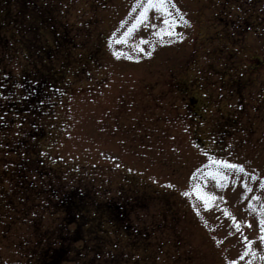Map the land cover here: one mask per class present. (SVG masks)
Segmentation results:
<instances>
[{
  "label": "rangeland",
  "instance_id": "rangeland-1",
  "mask_svg": "<svg viewBox=\"0 0 264 264\" xmlns=\"http://www.w3.org/2000/svg\"><path fill=\"white\" fill-rule=\"evenodd\" d=\"M17 1L0 28V91L37 54L64 79L28 156L10 152L26 145V118L0 117V264L68 247L58 264H264V0H172L171 18L149 8L131 32L144 0ZM48 11L69 52L35 29ZM71 187L132 201L137 241L107 228L104 243L81 231L68 244L53 201Z\"/></svg>",
  "mask_w": 264,
  "mask_h": 264
},
{
  "label": "trees",
  "instance_id": "trees-1",
  "mask_svg": "<svg viewBox=\"0 0 264 264\" xmlns=\"http://www.w3.org/2000/svg\"><path fill=\"white\" fill-rule=\"evenodd\" d=\"M9 1L5 0V3H2V6H0V28L3 24L5 26L9 23L12 24V17L9 16L11 12ZM17 4L21 6V3L15 0L14 5L17 6ZM48 12V16L43 15L40 17L38 13L37 17H34L35 21L38 22V24L35 25V29H46L51 35V38H53V45L59 48L63 47L69 52L72 46L71 44L67 45L69 43L68 30L65 29L64 23L58 24L61 21L60 19L55 18L51 11ZM12 20L14 21L15 18ZM60 28L62 29L60 30ZM48 52L49 51H47L46 54H48ZM37 56L38 58L36 57L31 63H25V65L28 64V66L22 70L19 79L13 80L11 86L13 90H11V92L5 93L4 91H0V96H2L0 109H3V113H0V117L4 119L10 116V114L12 117L15 114L20 122H24L25 120L23 121V118H26V121L30 124L28 126L30 128L24 131V133H27L26 145L24 146L23 142H20V138L15 141L16 143L18 141V149H21L22 153L19 154L17 150L14 149L10 151L20 156V158L23 157L22 155H29L30 151H26V149H30V145L33 144L30 143V140L43 139L44 136L48 134V130L43 131L39 122L42 118L52 113L53 103L55 104V102L61 98V92L57 93L56 90H58L59 81L64 79V73L49 72L47 61H44L42 58L43 55L41 57L37 54ZM37 59H39V64H37ZM27 68L31 71L28 72ZM58 78L60 79L59 81ZM16 87L19 89L17 93L14 91ZM6 95H8V97H5ZM5 110L8 112H4ZM41 129L42 131L40 132ZM3 130L4 127L0 125V132ZM31 130L35 133L31 132ZM107 201L100 203L96 201L93 192L85 189L76 191L73 187L64 190L54 199L53 208L56 215H61L62 217L60 222L63 224V227H65V234L67 236H75L68 244H81L84 240L83 236H81V231H83V233L87 232L92 242L100 241V243H104L103 240H108V236L104 233L107 228H112V230L115 231L120 230L126 236L133 237V239L137 241V237L141 235V231L139 229L136 230L135 227L134 230L133 226L129 223V215L133 208V205H131L132 201L127 197H120L119 201ZM70 226H73L71 230H69ZM79 234L80 236H78ZM98 234H101L102 237H98ZM141 242L144 243L143 241ZM139 243L137 242V245H139ZM70 252H72V250L68 247L63 253L61 252V254H59V252L54 254V257L50 258L49 262L46 264H58L62 258L67 262V260H69L67 255ZM85 264L91 263L87 260ZM104 264H127V260L117 256L112 257L111 261Z\"/></svg>",
  "mask_w": 264,
  "mask_h": 264
},
{
  "label": "snow or ice",
  "instance_id": "snow-or-ice-1",
  "mask_svg": "<svg viewBox=\"0 0 264 264\" xmlns=\"http://www.w3.org/2000/svg\"><path fill=\"white\" fill-rule=\"evenodd\" d=\"M137 3H140V0H137ZM169 7L174 8L175 5L173 4L172 0H144V2L141 4V10L139 13V16L136 17V22L132 24V27L129 29V32H131L132 28H135L137 23H139L141 20L146 19L147 18V10L149 8H155L158 12H161L164 16L171 18L172 13L169 12ZM177 13L179 14V10L177 9ZM180 19L183 21V16H180ZM184 23H187V21H183ZM166 25H169V32L168 34L171 35L172 32L170 31L172 25L169 24L168 20H165L163 22ZM173 24L175 23V21L172 22ZM154 26V25H153ZM158 35L160 33H157ZM128 33H125V36H127ZM178 35V34H177ZM150 55V53H149ZM217 163H224L226 167H231L233 169L239 170L240 172H243L244 169L241 165L238 164H228L227 162H219L217 161ZM199 171V170H197ZM209 175H213L212 172H209ZM215 175L217 177H219L220 180L226 179V177H224L221 173L216 172ZM255 178V177H253ZM262 186H264V184H262ZM246 190L250 191V189L247 188V185H245ZM184 195H188L187 192L184 193ZM197 195H200V193L197 191ZM202 199L205 200V207H208V199L210 198H205L204 196H201ZM253 199H256V197H254ZM249 206L251 207V202H249ZM227 214V213H226ZM261 223V231L264 232V219H261L260 221ZM262 239H264V237H262ZM230 264H236L235 261H231Z\"/></svg>",
  "mask_w": 264,
  "mask_h": 264
}]
</instances>
